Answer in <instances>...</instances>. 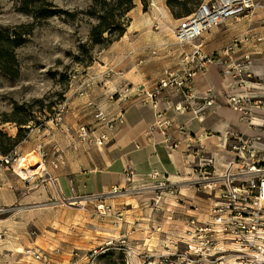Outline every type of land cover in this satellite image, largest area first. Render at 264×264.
Wrapping results in <instances>:
<instances>
[{"label": "rangeland", "instance_id": "1", "mask_svg": "<svg viewBox=\"0 0 264 264\" xmlns=\"http://www.w3.org/2000/svg\"><path fill=\"white\" fill-rule=\"evenodd\" d=\"M44 1L55 14L46 20H35L20 11L18 0H0V26H23L30 32L16 50L18 77L10 79L0 73V264H38L29 253L32 249H58L59 264H211L204 257L190 255L186 245L191 238L186 235L189 227L185 220L191 217L203 222L206 218L208 201L204 193L188 189L189 193L176 186L158 191L153 188L156 180L132 184L126 187L127 193L106 200L110 209L103 214L102 209L101 213L98 211L103 203L92 198L79 199L84 204L59 200L37 156L41 147L50 153L51 160L62 159L67 167L71 165L70 150L75 152L74 160L87 158L90 151L98 149L85 145L72 133L63 135L52 123L53 113L57 105L65 104V127L75 130L81 124H94L97 106L104 109L103 102L116 101L117 95L109 98L128 82L122 80L106 97V81L120 77L114 71L110 75L113 77L100 78L90 86L83 98L73 91L81 75H100L105 71L101 66L106 63V53L119 51L124 45L133 46L142 32L132 26L131 12L136 5L140 8L138 16L145 20L147 35L168 44L172 51H188L190 46L179 48L175 44L174 32L184 15L204 0H133L134 8L120 19L125 34L110 45H95L90 40L92 28L104 13L99 5L93 6L102 0ZM106 1L112 4L116 0ZM34 5L47 8L40 2ZM263 17L264 11H258L239 22L219 26L218 31L234 34L250 21H255L251 29L260 30ZM213 31L204 33L193 45L204 43ZM204 46L212 51L209 45ZM241 78L245 81L240 94L248 99L247 107L264 110V75ZM18 122L25 125L18 126ZM259 127L264 132V125ZM259 143L264 145V141ZM10 149L12 160L1 162V154ZM78 167L81 170L82 166ZM48 171L51 176L57 173L49 167ZM154 200L157 211H153ZM234 247L229 242L219 245L227 260L232 258L230 251Z\"/></svg>", "mask_w": 264, "mask_h": 264}, {"label": "built area", "instance_id": "2", "mask_svg": "<svg viewBox=\"0 0 264 264\" xmlns=\"http://www.w3.org/2000/svg\"><path fill=\"white\" fill-rule=\"evenodd\" d=\"M258 11H264V0H204L176 28L175 44L179 48L192 47L193 43L209 30L229 22H239ZM243 46L246 49L245 54L236 57L237 51ZM158 53L156 50L152 52V55L155 56ZM214 65L222 67L221 75L223 80L229 83L228 85H235L239 89L245 81L241 76L250 78L253 75H259L255 74L253 67L264 65V17L259 31H249L241 37L233 38L222 52L207 54L200 47L183 50L178 54L173 67L161 71L152 88L145 90L144 87L123 85L109 99L112 100L117 95L116 101L126 106L134 100L142 105L151 106L156 111V119L149 130L150 132L154 129L159 130L170 151H178L183 146L181 138L175 137L173 133L176 131V134L185 136L187 142L182 152L187 155V158H192L186 162V166L191 169L193 175H196L189 181V185L196 192L204 193L208 201L207 209L204 210L206 218L203 222L191 217L185 220V224L189 227L185 232L187 237L191 238L186 242L187 252L201 259L206 258V261L211 264H227L228 257L223 254L224 251L219 248V245L221 242H229L235 246L230 251L233 253L230 257L236 264H264V145L259 143V140L226 132L223 138L228 143L227 155L223 158L221 168L216 169V157L203 149L187 126L180 124L176 127L172 120L164 116L165 112L158 111L160 102H165L166 110H173L175 113H191L198 117L203 115L206 109L213 107L215 97L211 90L203 96V101H198L194 79L197 74L205 73ZM246 70L250 72L247 73ZM111 73L112 70L109 69L100 75H81L75 83L73 93L77 97H85L86 90L90 86L97 84L100 78L108 79ZM241 90L227 93L228 105L234 111L243 114V118L250 124L253 120L252 110L247 107L249 101L240 94ZM172 96H178L180 99L171 103ZM65 106V104L57 105L52 123L63 135L68 137L72 133L89 147H105L111 142L115 127L125 123L124 108L110 114L106 109L97 106L94 112V124H92L94 126L81 124L73 130L65 127ZM37 152L39 166L45 168V175L50 176L48 167L53 171H59L64 167V161L59 158L51 160L47 150L38 147ZM11 155L12 152L4 156L1 162L8 163L12 160ZM197 159L204 160V164L194 167ZM124 176L130 186L135 176L134 171L125 170ZM150 176L153 180H157L159 174L153 171ZM49 179L50 182H55L51 181V176ZM174 187L175 185L167 179L157 180L156 185L153 186L158 191ZM123 192L127 193V189L115 188L110 194L90 196L86 199L92 198L103 203L98 206V211L101 213L102 209L105 214V210H109L110 206L104 204V199L111 195H121ZM156 205L157 201L154 200L153 211L158 210ZM29 253L35 263L59 264L58 249L52 252L32 249ZM74 264L83 263L75 262Z\"/></svg>", "mask_w": 264, "mask_h": 264}, {"label": "crops", "instance_id": "3", "mask_svg": "<svg viewBox=\"0 0 264 264\" xmlns=\"http://www.w3.org/2000/svg\"><path fill=\"white\" fill-rule=\"evenodd\" d=\"M139 10V6L136 5L131 12L132 26L134 24L139 31L142 30L136 36L133 46L126 47L124 45V47L121 46L119 51L113 49L105 54L106 63L101 67L107 70L110 69L120 76L114 81H106V97L114 92L122 80L127 81L128 85H134L135 88L144 87L145 90L152 88L156 84L161 71L173 67L178 54L181 52L178 49L177 51L170 50L168 44L157 42V37L146 34V23L144 18L138 16ZM253 23L255 21H250L249 24L234 34L219 32L218 27H215L213 32L207 34L204 43L192 45L191 49L200 47L207 54L220 53L233 38L241 37L249 31L259 30L251 29ZM204 45H209L212 51L208 52L207 46ZM156 50L159 53L153 56L152 52ZM245 52L246 49L243 46L242 49L237 51L236 57H241ZM253 68L255 74L264 75V65H256ZM221 70L222 67L214 65L209 67L205 73L197 74L194 79L198 101H203V96L208 90H211L215 97V105L206 109L203 115L195 117L191 113H175L173 110H166L167 105L164 104L165 102H160L158 106V111L165 112L164 116L172 120L176 127L185 124L191 135L195 136L196 140L200 142L203 149L211 156L216 157V169L221 168L223 158L227 155L228 143L223 138L224 133L232 132L260 142L264 141L263 129L259 127L262 124L264 125V122H262L264 110L252 109L253 120L250 124L243 118V114L234 111L228 105L227 93L239 92L240 89L228 85L229 83L222 78ZM179 99L178 96L170 98L171 103H175ZM102 105L108 113L114 114L119 111L121 103L105 101ZM122 107L125 111V123L115 127L109 144L103 148L93 149L87 154V158L76 154L80 158L73 160L72 155L75 156V152L70 150L71 165L67 163V167L65 166L54 175H50L51 181H55L50 183L54 184L55 195L59 200H79L90 196L110 194L115 188H126L128 183L124 172L127 169H132L135 173L132 184L153 182L150 175L155 171L159 174L157 180L167 179L177 189H184L189 193L191 191L187 190L191 189L195 192V189L189 185V181L195 178L196 175H193L191 169L186 166V162L192 160V158H187V155L182 152L184 150L183 146L187 142L185 136L176 134L175 131L173 135L181 138L180 141L183 146L178 151H170L166 147L160 131L154 129L150 132L149 130L156 119V111L151 106L142 105L139 101L134 100L127 106L122 104ZM203 164L204 160L197 159L194 167ZM78 166H82L81 170H77V168H80ZM48 185L49 183L46 182L45 188ZM117 196H107L104 203L107 205L106 200L116 199Z\"/></svg>", "mask_w": 264, "mask_h": 264}, {"label": "trees", "instance_id": "4", "mask_svg": "<svg viewBox=\"0 0 264 264\" xmlns=\"http://www.w3.org/2000/svg\"><path fill=\"white\" fill-rule=\"evenodd\" d=\"M18 1L21 4L20 11L26 15H30L35 20H46L53 17L55 14L53 10L48 9L50 5L45 3L44 0ZM126 1V3H122V0H116L112 4L108 3L106 0H102L101 2L95 1L98 4H95L93 8H96V6L99 5L100 12L104 13L99 15L98 23L92 28L90 40L93 44L103 45L106 43L107 45H110L125 34L126 30L121 25L120 19L123 15L127 14L134 8L133 0ZM39 2L40 4L44 3L47 8L45 9L42 6H37L38 8H36L34 4ZM109 8L113 9L109 10ZM112 10H114L115 13H113ZM193 11L186 13L184 16H190ZM29 35L30 32L27 30V27L18 26L5 28L0 26V73L4 76L10 79L18 77L19 64L16 58V50L25 43L26 37ZM17 124L18 126L25 125L23 122H18ZM20 132L21 131H19V133ZM12 150L13 149H10L1 155L7 156L11 154Z\"/></svg>", "mask_w": 264, "mask_h": 264}, {"label": "bare ground", "instance_id": "5", "mask_svg": "<svg viewBox=\"0 0 264 264\" xmlns=\"http://www.w3.org/2000/svg\"><path fill=\"white\" fill-rule=\"evenodd\" d=\"M35 172H37V171H35ZM24 177L25 178H28L26 175H24ZM73 201L74 202H70V204H84V202H85L84 200H76V201L73 200ZM228 263L229 264H236L235 261H234V259H229Z\"/></svg>", "mask_w": 264, "mask_h": 264}]
</instances>
